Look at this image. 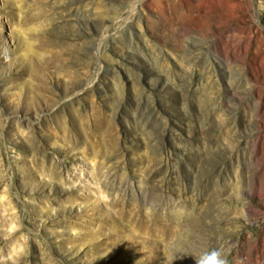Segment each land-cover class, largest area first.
<instances>
[{
  "label": "rangeland",
  "instance_id": "374dc122",
  "mask_svg": "<svg viewBox=\"0 0 264 264\" xmlns=\"http://www.w3.org/2000/svg\"><path fill=\"white\" fill-rule=\"evenodd\" d=\"M160 196L264 264V0H0V264L135 258Z\"/></svg>",
  "mask_w": 264,
  "mask_h": 264
},
{
  "label": "bare ground",
  "instance_id": "6f19581e",
  "mask_svg": "<svg viewBox=\"0 0 264 264\" xmlns=\"http://www.w3.org/2000/svg\"><path fill=\"white\" fill-rule=\"evenodd\" d=\"M91 126H96L99 133L106 139L112 138V125H110V121L106 116L102 117V122H92ZM142 199L147 201L145 197H142ZM172 201L171 197L160 196L159 205L151 207L149 211L141 210L137 205H134L133 210L125 213L126 222H124V225L132 231L130 238L134 240H152L154 243L151 245L137 243L140 246V253H137L138 255L135 258L125 254V258H120L118 264H129L128 261L131 260H135L137 264H145L146 262L152 264H179L183 261V256L194 245V235L188 238L185 232L192 234L190 229L194 233L196 230H200L204 220L196 211L183 215L179 207L173 206ZM125 230L127 231V229ZM126 237L127 235L121 238L124 240ZM123 243L126 245L134 244L131 240L123 241ZM78 250L79 246L76 245V251ZM190 252L193 253L194 251ZM108 253H110L109 250H104L101 255H91L89 258L84 259L83 263L98 261ZM128 253H131V250H128ZM101 262L99 261L98 264H101Z\"/></svg>",
  "mask_w": 264,
  "mask_h": 264
},
{
  "label": "clouds",
  "instance_id": "9594fccd",
  "mask_svg": "<svg viewBox=\"0 0 264 264\" xmlns=\"http://www.w3.org/2000/svg\"><path fill=\"white\" fill-rule=\"evenodd\" d=\"M195 264H227L221 249L203 251L199 255H193Z\"/></svg>",
  "mask_w": 264,
  "mask_h": 264
}]
</instances>
